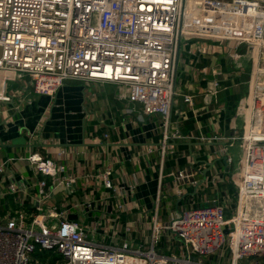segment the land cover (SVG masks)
Returning <instances> with one entry per match:
<instances>
[{"label":"built area","instance_id":"built-area-1","mask_svg":"<svg viewBox=\"0 0 264 264\" xmlns=\"http://www.w3.org/2000/svg\"><path fill=\"white\" fill-rule=\"evenodd\" d=\"M185 35L235 42L233 60L239 47L255 48L248 134L211 139L230 141L214 155L241 168L231 178L237 189L234 209L226 188L221 202L211 199L196 208L186 202L161 222L160 174L150 228L135 219L120 222L118 216L86 223L88 214H76L70 220L66 200L60 209L39 208L58 190L72 197L76 183L92 175L68 173L62 163L65 149L48 157L29 153L0 162V173L16 162L42 177L31 197L37 212L0 219V264H42L37 254H56V264H264V128L257 129L264 120V0H0V74L7 75L5 84L24 79L35 93L50 97L67 81L111 84L120 100L140 104L144 115L162 116L168 125L180 96L175 77ZM210 90L213 96L222 86L215 80ZM182 98L193 105L192 96ZM10 100L4 93L0 102ZM171 138L164 134L162 150ZM237 146L244 155L235 158L231 151ZM191 170L172 175L174 199H182L189 188L202 189ZM111 171L108 167L99 179L114 193ZM4 178L8 184L0 198L27 194L29 185L12 175ZM71 202L81 209V202Z\"/></svg>","mask_w":264,"mask_h":264},{"label":"crops","instance_id":"crops-1","mask_svg":"<svg viewBox=\"0 0 264 264\" xmlns=\"http://www.w3.org/2000/svg\"><path fill=\"white\" fill-rule=\"evenodd\" d=\"M220 40L198 36L183 39L175 77V90L180 96L173 104L168 125L162 116L144 115L140 104L120 100L117 87L111 84L79 82L80 85H70L71 81H67L50 97L35 93L24 79L7 82L4 93L11 100L0 102V162L26 157L29 153L48 157L59 149L67 150L62 161L66 171L87 172L92 177L86 182L78 181L72 197L64 190L54 192L39 211L52 206L60 209L59 203L66 200L64 209L71 214L70 220L76 219V214H88L86 223L102 215L110 220L118 216L120 222L135 219L138 226L150 228L160 174L163 176L158 209L161 222L187 203L196 208L211 199L221 202L226 188L233 210L237 196H233L230 187L233 164L214 155L230 141L211 139L248 134L257 57L254 46L249 45L239 47L236 50L239 56L233 60L235 42ZM250 55L255 61L249 64L245 59ZM6 78L7 75L0 74V89ZM215 80L222 90L208 96ZM187 95L193 98L192 106L183 101L182 96ZM2 97L0 93V99ZM74 105L77 110L73 109ZM165 133L172 138L162 150ZM148 148L152 149L150 153L146 152ZM241 148L235 147L231 155L234 157ZM208 164L212 166L209 168ZM108 167L112 170L114 193L106 190L99 179V174ZM186 167H191V172L197 174L195 179L201 180L203 186L197 191L189 188L187 194L177 200L169 193L172 175ZM5 174L30 188L26 195L0 198L1 223L7 215L22 213L30 217L31 213H36L31 197L37 193V180L42 177L16 162L10 163ZM5 174L0 173V192L8 184ZM71 199L82 203L79 211L71 207ZM42 256L47 257L35 255L38 260Z\"/></svg>","mask_w":264,"mask_h":264},{"label":"rangeland","instance_id":"rangeland-1","mask_svg":"<svg viewBox=\"0 0 264 264\" xmlns=\"http://www.w3.org/2000/svg\"><path fill=\"white\" fill-rule=\"evenodd\" d=\"M185 37H186V35L183 37V39H184ZM0 52H1V49H0ZM245 61H246V62H249V64H250L251 62L255 61V58H254L253 56L250 55L249 57H247V58L245 59ZM263 77H264V75H263ZM68 84H70V85H80V83H79V82H76V81H71V82H69ZM5 89H6V84L3 83V85L1 86V89H0V93L4 95ZM79 104H80V102L76 103L77 106H78ZM73 109H74V110H77L78 107H76V106L74 105V106H73ZM261 128H264V120H263V122H262L261 124L258 125V129L260 130ZM259 130H258V131H259ZM243 155H244V149H239V150L234 154V157H235V158H238V157H241V156H243ZM232 168H233V169H232V172H231V178H232V177H237L238 174L241 173V168L238 166V164H234V163H233V165H232ZM40 256H41V254H40ZM54 257H55V255H51V254H49V255L46 257V259H47L48 262H52V261H53V264H54V263H55L54 260H53Z\"/></svg>","mask_w":264,"mask_h":264},{"label":"trees","instance_id":"trees-1","mask_svg":"<svg viewBox=\"0 0 264 264\" xmlns=\"http://www.w3.org/2000/svg\"><path fill=\"white\" fill-rule=\"evenodd\" d=\"M220 183H221V182H220ZM230 187H231V192L233 193V196H236V194H237V190H236V187L234 186V184H233L232 182L230 183ZM37 255H38V258H39L40 255H39V254H37ZM58 259H59V258L56 257V256L53 258V260H54V262H55L54 264H56V262L58 261ZM38 261L41 262L42 264H46V263H47V264H53V261H52V262H48V261L46 260V257H43V256L40 257V259H39Z\"/></svg>","mask_w":264,"mask_h":264},{"label":"water","instance_id":"water-1","mask_svg":"<svg viewBox=\"0 0 264 264\" xmlns=\"http://www.w3.org/2000/svg\"><path fill=\"white\" fill-rule=\"evenodd\" d=\"M10 104H12V103H10ZM212 166V164H208V167L210 168Z\"/></svg>","mask_w":264,"mask_h":264}]
</instances>
